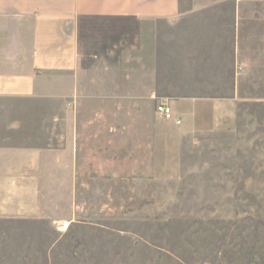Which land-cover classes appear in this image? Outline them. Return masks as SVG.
<instances>
[{
  "label": "rangeland",
  "instance_id": "1",
  "mask_svg": "<svg viewBox=\"0 0 264 264\" xmlns=\"http://www.w3.org/2000/svg\"><path fill=\"white\" fill-rule=\"evenodd\" d=\"M195 3L217 9L157 22L147 53L161 93L219 99V119L185 130L155 105L72 107L74 185L39 189L38 215L1 213L17 189L0 188V264H264V0ZM236 3L251 11L234 29ZM55 114L65 112L0 99L2 138L50 144L66 132Z\"/></svg>",
  "mask_w": 264,
  "mask_h": 264
},
{
  "label": "crops",
  "instance_id": "2",
  "mask_svg": "<svg viewBox=\"0 0 264 264\" xmlns=\"http://www.w3.org/2000/svg\"><path fill=\"white\" fill-rule=\"evenodd\" d=\"M216 9L195 0H0V99L48 102L65 112L49 123L66 127L65 133L52 131L55 141L42 146L9 144L0 127V188L17 189L1 213L38 215L39 189L73 187L77 117L70 115L72 107L136 111L165 102L180 119L176 124L155 111L166 122L185 130L215 124L225 104L221 100L160 92L157 54L151 49L148 57L146 31L159 21ZM242 10L251 11L237 3L232 7L234 29L250 24ZM146 58L153 65L140 63Z\"/></svg>",
  "mask_w": 264,
  "mask_h": 264
},
{
  "label": "built area",
  "instance_id": "3",
  "mask_svg": "<svg viewBox=\"0 0 264 264\" xmlns=\"http://www.w3.org/2000/svg\"><path fill=\"white\" fill-rule=\"evenodd\" d=\"M156 113L165 120H172L176 124L180 123V119L175 118L173 110L170 105L165 102H158L155 107Z\"/></svg>",
  "mask_w": 264,
  "mask_h": 264
}]
</instances>
